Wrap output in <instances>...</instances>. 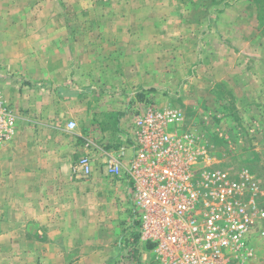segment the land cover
Returning a JSON list of instances; mask_svg holds the SVG:
<instances>
[{"label":"rangeland","instance_id":"374dc122","mask_svg":"<svg viewBox=\"0 0 264 264\" xmlns=\"http://www.w3.org/2000/svg\"><path fill=\"white\" fill-rule=\"evenodd\" d=\"M0 28V41L21 44L17 51L32 45L48 56L45 71L59 76L35 78L36 63L28 76L9 63L0 71L3 84L19 83L14 102L0 90L14 115L11 135L59 134L58 126L78 137L77 160L92 162L89 174L73 167L74 177L96 173L110 185L108 155L122 146L134 113L151 105L175 112L171 127L193 134L206 162L228 179L255 186L261 203L264 0H0ZM42 39L55 46L38 47ZM250 248L247 264H264V235ZM6 251L0 264L23 260Z\"/></svg>","mask_w":264,"mask_h":264},{"label":"built area","instance_id":"2783aa9c","mask_svg":"<svg viewBox=\"0 0 264 264\" xmlns=\"http://www.w3.org/2000/svg\"><path fill=\"white\" fill-rule=\"evenodd\" d=\"M179 120L175 112L143 106L117 154L108 155L107 173L129 183L135 223L124 254L131 264H247L254 237L264 235V193L260 203L255 186L207 163L193 134L171 127ZM14 122L0 98V142ZM74 168L89 174L90 157L80 156Z\"/></svg>","mask_w":264,"mask_h":264},{"label":"crops","instance_id":"0c3cea01","mask_svg":"<svg viewBox=\"0 0 264 264\" xmlns=\"http://www.w3.org/2000/svg\"><path fill=\"white\" fill-rule=\"evenodd\" d=\"M17 45L7 38L0 41V71L9 63L28 76L30 63H36L35 78H59L42 67L48 56L32 53V45L14 50ZM37 46L55 42L42 39ZM17 85L0 82L10 103L18 100ZM55 128L59 134H13L0 142V255L19 253L20 264H34L32 258L43 264H123L122 240L135 223L128 186L116 177L109 185L96 173L88 179L74 177L77 150L83 147L77 136L61 135Z\"/></svg>","mask_w":264,"mask_h":264}]
</instances>
